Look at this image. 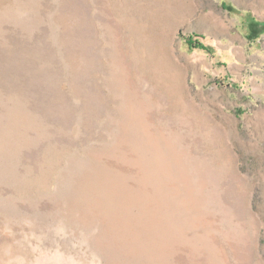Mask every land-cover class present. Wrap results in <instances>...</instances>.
<instances>
[{
  "label": "rangeland",
  "instance_id": "374dc122",
  "mask_svg": "<svg viewBox=\"0 0 264 264\" xmlns=\"http://www.w3.org/2000/svg\"><path fill=\"white\" fill-rule=\"evenodd\" d=\"M259 18L0 0V264H264Z\"/></svg>",
  "mask_w": 264,
  "mask_h": 264
},
{
  "label": "crops",
  "instance_id": "0c3cea01",
  "mask_svg": "<svg viewBox=\"0 0 264 264\" xmlns=\"http://www.w3.org/2000/svg\"><path fill=\"white\" fill-rule=\"evenodd\" d=\"M258 21V23H257ZM253 25H254V31L258 32V35H264V18H259L258 20L255 19V21H253ZM223 35V32H222Z\"/></svg>",
  "mask_w": 264,
  "mask_h": 264
},
{
  "label": "trees",
  "instance_id": "16d2710c",
  "mask_svg": "<svg viewBox=\"0 0 264 264\" xmlns=\"http://www.w3.org/2000/svg\"><path fill=\"white\" fill-rule=\"evenodd\" d=\"M194 37L202 39V37H200V36H194ZM195 42H197V41H195ZM197 43H198V47H197L198 49H201V50H204L206 52H209V51L206 50V48L203 46V44L201 42L200 43L197 42Z\"/></svg>",
  "mask_w": 264,
  "mask_h": 264
}]
</instances>
